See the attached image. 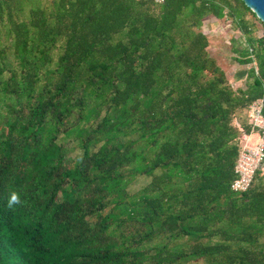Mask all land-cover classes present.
Segmentation results:
<instances>
[{
	"label": "trees",
	"instance_id": "obj_1",
	"mask_svg": "<svg viewBox=\"0 0 264 264\" xmlns=\"http://www.w3.org/2000/svg\"><path fill=\"white\" fill-rule=\"evenodd\" d=\"M213 19L240 34L241 87ZM254 20L241 0H0V264H264V161L230 189L264 100Z\"/></svg>",
	"mask_w": 264,
	"mask_h": 264
},
{
	"label": "built area",
	"instance_id": "obj_2",
	"mask_svg": "<svg viewBox=\"0 0 264 264\" xmlns=\"http://www.w3.org/2000/svg\"><path fill=\"white\" fill-rule=\"evenodd\" d=\"M156 4L163 3L164 0H153ZM264 100L256 99L252 101L246 115L249 124L254 132L259 135L258 142L249 145L250 135L242 133L238 139V157L235 165L236 178L230 185L234 193L246 192L252 185L254 176L262 168L264 161Z\"/></svg>",
	"mask_w": 264,
	"mask_h": 264
},
{
	"label": "rangeland",
	"instance_id": "obj_3",
	"mask_svg": "<svg viewBox=\"0 0 264 264\" xmlns=\"http://www.w3.org/2000/svg\"><path fill=\"white\" fill-rule=\"evenodd\" d=\"M254 34L256 37L263 35V27L260 22L254 20ZM202 31L207 35L209 41L208 53L214 58L218 65L231 76L234 74L232 83L235 87L243 85L245 82L246 71L249 66H241L235 62L239 57L238 51L241 45L236 42L239 33L235 32L230 26L221 20H207L202 26ZM259 135L255 132L250 135L249 145L258 142Z\"/></svg>",
	"mask_w": 264,
	"mask_h": 264
},
{
	"label": "water",
	"instance_id": "obj_4",
	"mask_svg": "<svg viewBox=\"0 0 264 264\" xmlns=\"http://www.w3.org/2000/svg\"><path fill=\"white\" fill-rule=\"evenodd\" d=\"M241 1L264 25V0H241Z\"/></svg>",
	"mask_w": 264,
	"mask_h": 264
},
{
	"label": "clouds",
	"instance_id": "obj_5",
	"mask_svg": "<svg viewBox=\"0 0 264 264\" xmlns=\"http://www.w3.org/2000/svg\"><path fill=\"white\" fill-rule=\"evenodd\" d=\"M21 203L19 194L17 192H12L9 195L7 206L12 208L14 205Z\"/></svg>",
	"mask_w": 264,
	"mask_h": 264
},
{
	"label": "crops",
	"instance_id": "obj_6",
	"mask_svg": "<svg viewBox=\"0 0 264 264\" xmlns=\"http://www.w3.org/2000/svg\"><path fill=\"white\" fill-rule=\"evenodd\" d=\"M226 75H227V77H228V79L230 80V82H231V84L233 85V87H235L234 86V84L232 83V79H233V77H234V74L232 75L231 74V76H229V74L226 72ZM245 79H246V77H245ZM245 83V82H244ZM242 85H239V86H237V87H241ZM236 88V87H235ZM244 118L246 119V115H244Z\"/></svg>",
	"mask_w": 264,
	"mask_h": 264
}]
</instances>
